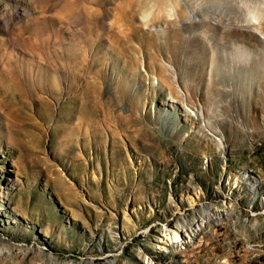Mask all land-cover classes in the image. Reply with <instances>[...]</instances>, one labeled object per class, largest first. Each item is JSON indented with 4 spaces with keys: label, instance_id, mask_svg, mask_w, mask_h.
Returning a JSON list of instances; mask_svg holds the SVG:
<instances>
[{
    "label": "rangeland",
    "instance_id": "1",
    "mask_svg": "<svg viewBox=\"0 0 264 264\" xmlns=\"http://www.w3.org/2000/svg\"><path fill=\"white\" fill-rule=\"evenodd\" d=\"M0 264H264V0H0Z\"/></svg>",
    "mask_w": 264,
    "mask_h": 264
},
{
    "label": "bare ground",
    "instance_id": "2",
    "mask_svg": "<svg viewBox=\"0 0 264 264\" xmlns=\"http://www.w3.org/2000/svg\"><path fill=\"white\" fill-rule=\"evenodd\" d=\"M123 215H124L125 217H127L126 212H124ZM165 230H166V229H165ZM172 232H173V235H172V237H173V241H174V242H178V241H180V240H181V237L179 236V233L177 232V230H173Z\"/></svg>",
    "mask_w": 264,
    "mask_h": 264
}]
</instances>
